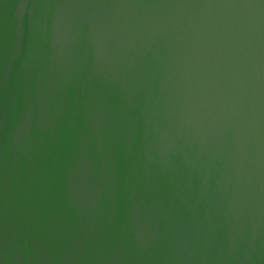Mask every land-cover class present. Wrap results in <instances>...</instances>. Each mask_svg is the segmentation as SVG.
Wrapping results in <instances>:
<instances>
[{"label": "water", "instance_id": "water-1", "mask_svg": "<svg viewBox=\"0 0 264 264\" xmlns=\"http://www.w3.org/2000/svg\"><path fill=\"white\" fill-rule=\"evenodd\" d=\"M0 264H264V0H0Z\"/></svg>", "mask_w": 264, "mask_h": 264}]
</instances>
